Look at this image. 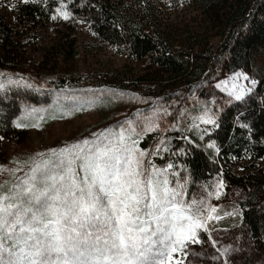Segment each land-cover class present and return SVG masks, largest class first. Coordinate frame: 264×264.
<instances>
[{
  "label": "trees",
  "instance_id": "trees-1",
  "mask_svg": "<svg viewBox=\"0 0 264 264\" xmlns=\"http://www.w3.org/2000/svg\"><path fill=\"white\" fill-rule=\"evenodd\" d=\"M50 1L52 11L65 9L89 28L94 39L109 44L117 57L139 64L143 73L126 82L128 77L118 71L61 72L31 83L24 66L7 76L0 72V140L16 133L17 127L29 129L44 120L59 119V102L110 100L128 92L140 95L141 90L164 93L168 99L179 89L198 90L202 99L218 76L242 69L255 80L253 90L235 103L224 95L223 108L214 114L211 125L186 133L180 122L161 130L153 124L156 115L148 117L153 109L148 106L138 110L142 121L134 132L126 120L115 127L132 133L141 170L167 180L183 207L190 206V214L204 219L215 209L217 219L206 225L211 242L226 246L223 264H264V171L251 165L249 171L255 172L237 177L230 167L245 159L251 164L264 162V0ZM182 6L190 7L194 17L180 27L168 25L163 16ZM21 10L27 17L40 13L31 4ZM11 32L0 20L2 60L10 57ZM214 38L220 41L217 46L211 42ZM4 67L0 62V68ZM126 101L133 99L128 96ZM193 112L187 117L190 124L195 121ZM31 169L12 187L31 175ZM221 187L224 195L237 192V198L229 203L218 200L216 192Z\"/></svg>",
  "mask_w": 264,
  "mask_h": 264
},
{
  "label": "snow or ice",
  "instance_id": "snow-or-ice-1",
  "mask_svg": "<svg viewBox=\"0 0 264 264\" xmlns=\"http://www.w3.org/2000/svg\"><path fill=\"white\" fill-rule=\"evenodd\" d=\"M93 136L0 186V264H184L174 255L186 256L202 227L190 206L145 175L124 130Z\"/></svg>",
  "mask_w": 264,
  "mask_h": 264
},
{
  "label": "rangeland",
  "instance_id": "rangeland-1",
  "mask_svg": "<svg viewBox=\"0 0 264 264\" xmlns=\"http://www.w3.org/2000/svg\"><path fill=\"white\" fill-rule=\"evenodd\" d=\"M127 2L130 1L121 0L119 3ZM30 4L38 7L40 13L27 17L21 7ZM51 5L50 0H0V20L12 29L13 42L8 47L10 57L2 60L3 56L0 54V62L5 65V70L0 68V72L7 76L11 71L24 66L25 76L31 83L61 72L96 75L118 71L128 77L126 82H131L130 79L143 73L139 64L117 57L109 44L104 45L94 39L82 21L70 17L65 9L52 11ZM192 13L190 7L182 6L171 8L163 17L168 25L180 27L194 17ZM65 14L67 19L64 18ZM211 42L217 46L220 41L214 38ZM255 83L244 70L236 69L233 73L218 76L213 80L211 86L206 88V97L202 99L198 98V90L191 92L179 89L170 93L168 99H165L164 93L157 95L141 90L140 95L128 92L129 94H122L110 100L98 97L95 100L89 99L72 104L68 101L59 102L57 109L55 108L58 114H62L59 119H47L29 129L17 127L16 133L0 140V186L12 187L24 172L32 168L34 161L40 162L42 159L50 158V149L64 148L84 139L92 140L96 138L93 134L101 132L118 134L119 128L115 127V124L122 120L131 121L132 128L136 129V125H140L142 121V114L138 110L146 109L148 106H153L148 117L155 114L153 124L161 130L169 125L178 126L180 122L186 133L202 124L211 125L214 114L223 108L220 99L224 95L234 103L242 101L253 90ZM128 96L133 99L132 103L126 101ZM237 96L240 98L237 99ZM63 105L72 111L60 107ZM193 108L195 114L191 115L195 121L190 124L187 117L193 112ZM209 120L210 123L205 122ZM126 136H130L127 144L133 149L135 156L132 133ZM39 153H44L45 156L41 157ZM251 163L248 159L234 161L230 167L237 177L252 174L257 168L264 171L263 161ZM251 165L255 167L253 172L249 171ZM222 190V187L217 189L216 197L224 203H229L238 196L237 192L224 195ZM176 199L184 206L181 198ZM193 215L202 224V227L195 229L199 243H188L184 249L187 255L175 254L174 260H183L184 264H223L227 256L226 246L211 242L212 236L206 225V222L217 219L216 212L211 210L204 219Z\"/></svg>",
  "mask_w": 264,
  "mask_h": 264
}]
</instances>
